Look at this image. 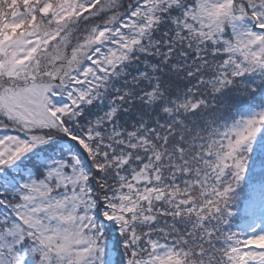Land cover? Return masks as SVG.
Listing matches in <instances>:
<instances>
[{"label":"snow or ice","instance_id":"obj_1","mask_svg":"<svg viewBox=\"0 0 264 264\" xmlns=\"http://www.w3.org/2000/svg\"><path fill=\"white\" fill-rule=\"evenodd\" d=\"M0 264H264V0H0Z\"/></svg>","mask_w":264,"mask_h":264}]
</instances>
